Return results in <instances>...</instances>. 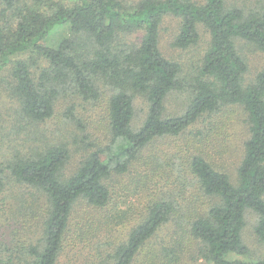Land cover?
I'll return each mask as SVG.
<instances>
[{"label": "trees", "instance_id": "1", "mask_svg": "<svg viewBox=\"0 0 264 264\" xmlns=\"http://www.w3.org/2000/svg\"><path fill=\"white\" fill-rule=\"evenodd\" d=\"M231 1L238 0H139L131 6L123 0H0V70L11 73L21 115L45 122L55 114L61 84L72 83L84 99L98 101L104 83L112 135L106 148L89 152L70 175L65 169L71 150L63 141L13 155L2 156L0 150V190L14 178L43 199L23 216L34 234L26 244H2L0 264H60L68 251L75 260L107 225L111 223L110 230L113 222L119 224L117 219L127 221L106 211L118 205L113 177L134 170L137 184L147 189L161 164L146 153L155 141L171 137L188 140L193 151L181 172L199 193L213 199L204 211L193 210L186 219L199 255L207 264H264V258H250L243 239L247 211H253L258 215L256 235L264 242V71L248 80L249 66L236 44L244 39L264 52V10L246 11ZM168 15L180 18L174 41L179 48L200 42V26L210 34L191 81L182 76L181 64L160 48L161 25ZM25 52L47 61L37 77L25 60L14 59ZM174 91L190 93L189 103L182 114L167 116L165 101ZM135 93L149 104L138 129L132 123ZM227 106L246 111L250 132L235 180L202 148L207 127H196ZM82 203L104 212L103 218H83L74 227V213ZM176 212L167 195L152 200L126 240L115 243L107 261L87 264H132Z\"/></svg>", "mask_w": 264, "mask_h": 264}, {"label": "rangeland", "instance_id": "2", "mask_svg": "<svg viewBox=\"0 0 264 264\" xmlns=\"http://www.w3.org/2000/svg\"><path fill=\"white\" fill-rule=\"evenodd\" d=\"M123 1L131 6L139 0ZM193 1L202 3L205 0ZM232 3L246 11L264 10V0H238ZM179 31L180 18L166 16L161 25L160 48L165 57L181 64L182 76L191 81L198 73L202 57L209 46L210 34L204 26H200V42L188 48H179L174 45ZM236 44L249 66L246 77L253 80L259 72L264 71V52L244 39H237ZM14 59L25 60L35 77L47 65V61L35 52H25L16 55ZM13 83L10 71L0 70L2 156L9 153L13 155L16 150L28 151V148L31 150L43 147L46 143L63 141L71 150L70 161L65 169V174L70 175L89 152L106 148L111 143L107 111L109 89L104 83L100 85L102 98L98 101L84 99L72 83L61 84L55 114L45 122H31L21 115L19 101L12 90ZM189 99L188 92H172L165 101V115L182 114ZM134 108L135 117L132 123L134 129H138L149 110L144 95L134 94ZM247 118V113L241 106H227L220 113L201 120L196 126L204 131L207 127L208 138L203 139L202 148L212 156L210 158L215 166L229 172L234 180L243 155L244 143L250 136ZM211 123L216 127L211 129ZM149 148L147 158L158 161L161 170L147 189L137 184L138 176L134 170L124 175H115L111 181L116 194L114 204L118 202V205L111 206L106 211L115 217L124 215L127 221L117 219L119 224L113 222V227L109 230L110 223L102 235L92 238L86 248L75 254L76 261L71 260L74 254L68 251L60 264L107 261L115 243L126 240L130 230L146 212L147 205L152 200L161 199L166 195L172 199L177 212L142 247L132 264H207L199 255L198 245L188 233L186 224V219L194 215L193 210L204 211L213 202L212 198L199 193L197 186L190 182V177L181 172L182 163L183 166L186 165L193 149L188 145V140L179 137L157 140ZM35 202L40 205L43 199L34 189L9 178L5 187L0 190V246L26 244L29 236L34 234H30L29 230L32 229H29V224L23 216L30 213L29 207L32 205L33 208ZM103 216L104 212L91 210L82 203L76 207L73 226L77 227L83 218L91 217L94 222ZM257 220L258 215L255 212L247 211L243 239L250 249V258L253 259L264 258V242L259 240L254 229Z\"/></svg>", "mask_w": 264, "mask_h": 264}]
</instances>
